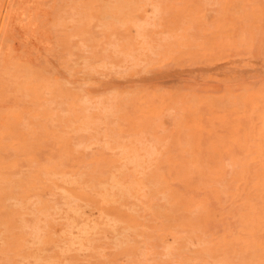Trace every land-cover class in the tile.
I'll return each instance as SVG.
<instances>
[{
    "label": "rangeland",
    "instance_id": "1",
    "mask_svg": "<svg viewBox=\"0 0 264 264\" xmlns=\"http://www.w3.org/2000/svg\"><path fill=\"white\" fill-rule=\"evenodd\" d=\"M0 39V264H264V0H2Z\"/></svg>",
    "mask_w": 264,
    "mask_h": 264
},
{
    "label": "bare ground",
    "instance_id": "2",
    "mask_svg": "<svg viewBox=\"0 0 264 264\" xmlns=\"http://www.w3.org/2000/svg\"><path fill=\"white\" fill-rule=\"evenodd\" d=\"M0 1H2V0H0ZM9 2H10V0H9ZM19 4V3H18ZM9 5V4H8ZM22 6V5H21ZM14 7V6H13ZM27 9V8H26ZM20 10V9H19ZM31 10H32V8H31ZM38 10V9H37ZM7 11H8V9H7ZM13 11V10H12ZM15 12V11H14ZM23 12V11H22ZM12 13V12H11ZM6 14V13H5ZM17 14H18V11H17ZM14 16V15H13ZM23 16H21V18H22ZM5 18H6V16H5ZM9 18V17H8ZM14 18V17H13ZM80 18V17H79ZM10 19V18H9ZM16 19V18H15ZM31 19V18H30ZM145 19V18H144ZM9 21V20H8ZM29 21V20H28ZM142 22V21H141ZM19 23V22H18ZM18 23H17V25H18ZM29 23V22H28ZM31 23V22H30ZM136 23V22H135ZM148 23V22H147ZM155 23V22H154ZM15 24V23H14ZM13 24V25H14ZM119 24H120V22H119ZM119 24H117V25H119ZM28 25V24H27ZM30 25V24H29ZM31 25H33V24H31ZM35 25V24H34ZM33 25V26H34ZM101 25V24H100ZM8 26H9V24H8ZM15 26V25H14ZM105 26V25H104ZM108 26V25H107ZM153 26V25H152ZM25 27H26V25H25ZM102 27V26H101ZM20 28V27H19ZM28 28V27H27ZM138 28V27H137ZM12 29H14L13 27H12ZM26 29V28H25ZM35 29V28H34ZM19 30V29H18ZM22 30H23V27H22ZM28 30H30L29 28H28ZM104 30V29H103ZM11 31V30H10ZM26 31H27V29H26ZM6 32V31H5ZM23 32V31H22ZM10 33V32H9ZM8 33V34H9ZM29 33V32H28ZM34 33H36L35 31H34ZM3 34V33H2ZM23 34V33H22ZM24 34H25V32H24ZM31 34V33H30ZM37 34V33H36ZM15 35V34H14ZM29 35V34H28ZM7 36V35H6ZM12 36V35H11ZM10 36V34H9V37H11ZM14 37V36H13ZM110 37V36H109ZM18 37H16V39H17ZM11 39V38H10ZM15 39V40H16ZM124 39V38H123ZM1 40V39H0ZM18 41V40H17ZM16 41V42H17ZM103 43V42H102ZM12 45V44H11ZM21 46V45H20ZM147 46V45H146ZM5 47V46H4ZM11 47V46H10ZM15 47V46H14ZM17 48V47H16ZM17 49H19V48H17ZM30 50V49H29ZM29 50H28V52H29ZM103 50V49H102ZM31 52V51H30ZM31 54V53H30ZM143 54V53H142ZM26 56H27V54H26ZM28 56H29V53H28ZM28 56L26 57V58H28ZM6 58V57H5ZM140 63V62H139ZM149 64V63H148ZM146 65V64H145ZM103 66V65H102ZM114 66V65H113ZM115 67V66H114ZM117 67V66H116ZM142 67H143V65H142ZM44 71V70H43ZM244 79H245V77H244ZM152 80V79H151ZM229 81V80H228ZM227 81V82H228ZM244 81V80H243ZM254 83V82H253ZM232 84H233V82H232ZM117 94V93H116ZM127 94V93H126ZM83 98V97H82ZM107 108V107H106ZM103 120V119H102ZM106 142V141H105ZM155 142V141H154ZM103 144V143H102ZM156 144V143H155ZM88 149V148H87ZM145 155V154H144ZM123 160V159H122ZM127 162V161H126ZM138 174V173H137ZM112 181V180H111ZM79 183V182H78ZM122 187V186H121ZM61 190V189H60ZM115 190H117V189H115ZM125 190V189H124ZM63 192V191H62ZM119 192V191H118ZM147 192V191H146ZM121 194V193H120ZM125 194V193H124ZM120 196V195H119ZM66 198H67V196H65ZM142 197V196H141ZM71 199V198H70ZM75 199V198H74ZM170 199V198H169ZM172 199V198H171ZM72 200V199H71ZM73 201V200H72ZM58 206V205H57ZM69 206H70V204H69ZM143 206V205H142ZM67 207V206H66ZM79 210V209H78ZM71 211H72V209H71ZM76 213H77V211H76ZM99 213V212H98ZM75 214V213H74ZM105 216V215H104ZM91 218V217H90ZM57 219V218H56ZM59 219V218H58ZM71 219V218H70ZM87 219V218H86ZM106 219V218H105ZM143 219V218H142ZM173 219V218H172ZM73 221V220H72ZM108 221V220H107ZM112 221V220H111ZM74 222V221H73ZM93 223V222H92ZM218 223V222H217ZM73 224V223H72ZM108 224V223H107ZM79 225V224H78ZM112 227V226H111ZM66 230V229H65ZM124 230V229H123ZM87 231V230H86ZM84 232H85V230H84ZM82 233V232H81ZM86 234H87V232H85ZM85 234V235H86ZM115 235H117V234H115ZM114 235V236H115ZM74 236V235H73ZM75 239V238H74ZM170 242V241H169ZM163 243V242H162ZM169 244V243H168ZM80 245V244H79ZM73 246V245H72ZM57 247V246H56ZM164 248V247H163ZM63 249V248H62ZM80 249V248H79ZM146 251V250H145ZM107 255V254H106ZM64 260V259H63ZM41 261V260H40Z\"/></svg>",
    "mask_w": 264,
    "mask_h": 264
}]
</instances>
